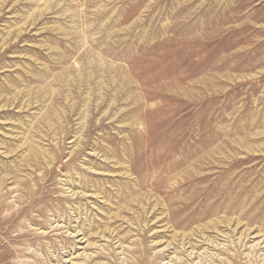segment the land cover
Listing matches in <instances>:
<instances>
[{"label": "rangeland", "instance_id": "rangeland-1", "mask_svg": "<svg viewBox=\"0 0 264 264\" xmlns=\"http://www.w3.org/2000/svg\"><path fill=\"white\" fill-rule=\"evenodd\" d=\"M3 223L0 264H264V0H0Z\"/></svg>", "mask_w": 264, "mask_h": 264}, {"label": "bare ground", "instance_id": "bare-ground-1", "mask_svg": "<svg viewBox=\"0 0 264 264\" xmlns=\"http://www.w3.org/2000/svg\"><path fill=\"white\" fill-rule=\"evenodd\" d=\"M20 214V213H19ZM18 215V214H17ZM17 219V218H16ZM5 223H3L2 225H0V228L4 225ZM16 234V233H15Z\"/></svg>", "mask_w": 264, "mask_h": 264}]
</instances>
